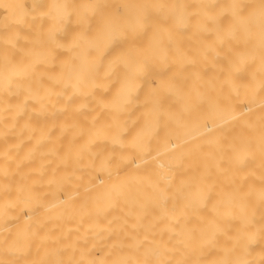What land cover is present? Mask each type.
Returning a JSON list of instances; mask_svg holds the SVG:
<instances>
[{"label": "bare ground", "instance_id": "obj_1", "mask_svg": "<svg viewBox=\"0 0 264 264\" xmlns=\"http://www.w3.org/2000/svg\"><path fill=\"white\" fill-rule=\"evenodd\" d=\"M0 264H264V0H0Z\"/></svg>", "mask_w": 264, "mask_h": 264}]
</instances>
